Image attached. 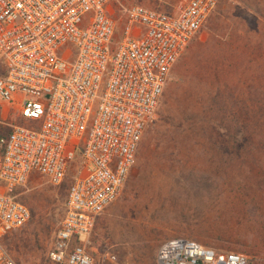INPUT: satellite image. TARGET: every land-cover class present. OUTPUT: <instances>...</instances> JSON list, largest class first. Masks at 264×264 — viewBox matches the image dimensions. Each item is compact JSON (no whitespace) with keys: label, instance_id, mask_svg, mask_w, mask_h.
Masks as SVG:
<instances>
[{"label":"built area","instance_id":"obj_1","mask_svg":"<svg viewBox=\"0 0 264 264\" xmlns=\"http://www.w3.org/2000/svg\"><path fill=\"white\" fill-rule=\"evenodd\" d=\"M111 2L0 0V100L36 124L0 136V264H16L3 240L30 218L16 190L33 175L58 186L74 162L47 260L93 264L96 221L121 196L174 64L218 4L188 0L173 14L119 5L116 18ZM150 264L250 262L173 238Z\"/></svg>","mask_w":264,"mask_h":264},{"label":"rangeland","instance_id":"obj_2","mask_svg":"<svg viewBox=\"0 0 264 264\" xmlns=\"http://www.w3.org/2000/svg\"><path fill=\"white\" fill-rule=\"evenodd\" d=\"M187 1L112 0L110 8L116 18L120 16L119 5H140L173 14ZM121 28L118 22L117 39ZM263 39L264 0H218L171 70L155 120L141 139L121 196L96 221L87 245L93 264H150L160 245L173 238L191 239L219 253L242 254L250 264H264ZM210 58L214 62L226 59L231 66L228 74L220 76L224 83L212 89L215 94L224 93L232 126L235 98L250 105L244 139L229 143L231 150L241 145L249 154L239 162H219L215 153L212 162H171L167 155L159 162L161 152L155 148L154 131L171 107L182 101L183 80L188 81L187 107L193 112L206 107L207 93L212 89L204 86L205 77L199 71L212 63ZM219 103L217 119L221 116ZM15 125L36 124L21 119L14 105L0 100V135ZM76 165L69 166L58 186L33 175L16 190L18 200L30 212L27 223L3 240L16 264H50L47 253L64 218Z\"/></svg>","mask_w":264,"mask_h":264},{"label":"trees","instance_id":"obj_3","mask_svg":"<svg viewBox=\"0 0 264 264\" xmlns=\"http://www.w3.org/2000/svg\"><path fill=\"white\" fill-rule=\"evenodd\" d=\"M262 46L264 47V39ZM260 56L264 61V51ZM210 61L212 63L205 67V71L199 72L205 77L202 78L205 79L204 86H210L212 89L215 84L224 83V79L220 80V76L222 78L228 74L231 66L226 59H217L214 62L210 58ZM262 73L264 74V70ZM187 85L188 81H181L184 94L182 101L171 107L167 117L163 118L164 120L154 131L156 135L155 148L161 152L159 162L165 161L166 155L171 162H212L214 153L218 155L219 162L241 161L246 154H249V151H246L241 145H235V148L231 150L229 143L230 141L235 143L238 138L244 139V133L246 132L245 116L250 110V105H247L240 98H235L236 110L232 113L235 119L234 129L227 117L230 108L227 107L226 97L222 91L219 95L214 93V88L208 91L206 107L193 112L187 107L189 99L186 90ZM218 101L220 102L218 111L221 116L217 119L215 111L217 110L216 104ZM254 104L259 103L255 102ZM260 105L262 108L264 107L263 102ZM234 131L235 133H233Z\"/></svg>","mask_w":264,"mask_h":264}]
</instances>
